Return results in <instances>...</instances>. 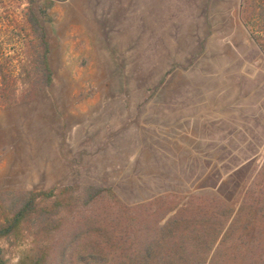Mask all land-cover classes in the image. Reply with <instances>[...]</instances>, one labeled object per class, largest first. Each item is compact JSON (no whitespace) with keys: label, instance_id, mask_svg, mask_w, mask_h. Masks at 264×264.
Masks as SVG:
<instances>
[{"label":"rangeland","instance_id":"374dc122","mask_svg":"<svg viewBox=\"0 0 264 264\" xmlns=\"http://www.w3.org/2000/svg\"><path fill=\"white\" fill-rule=\"evenodd\" d=\"M29 7L47 29L53 83L0 108L9 202L97 186L108 191L86 215L111 204L121 230L139 205L160 200L164 223L207 196L225 207L208 264H264V0H0V67L15 76ZM78 218L52 239L72 236ZM111 235L76 243L108 250ZM5 246L19 264L31 240Z\"/></svg>","mask_w":264,"mask_h":264},{"label":"trees","instance_id":"16d2710c","mask_svg":"<svg viewBox=\"0 0 264 264\" xmlns=\"http://www.w3.org/2000/svg\"><path fill=\"white\" fill-rule=\"evenodd\" d=\"M25 18L23 24L17 25L25 36L19 73L15 76L0 67V108L31 102L41 88L53 83L47 29L32 7L25 12ZM106 191L97 186H70L29 191L11 202L7 199L10 194L0 192V264H9L6 243L23 238H29L31 246L19 264H51L55 257H59L60 264H208L220 234V212H225L218 200L191 197L164 223L156 215L159 204H163L160 200L139 205L135 209L139 217L129 221L134 227L121 231L111 204L100 219L91 220L86 215ZM71 212L79 213L76 223L82 224H77L72 236L59 245L52 236L64 227ZM98 223L105 226L97 227ZM99 228L107 232L112 229L110 249L98 239L76 243L83 234ZM109 254L113 258L106 262Z\"/></svg>","mask_w":264,"mask_h":264}]
</instances>
